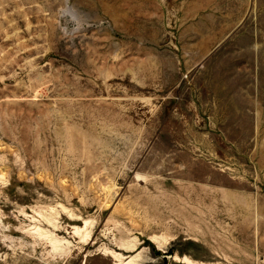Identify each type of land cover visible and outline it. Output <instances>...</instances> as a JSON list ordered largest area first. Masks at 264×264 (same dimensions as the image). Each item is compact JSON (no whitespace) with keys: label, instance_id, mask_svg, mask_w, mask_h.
Returning <instances> with one entry per match:
<instances>
[{"label":"rangeland","instance_id":"obj_1","mask_svg":"<svg viewBox=\"0 0 264 264\" xmlns=\"http://www.w3.org/2000/svg\"><path fill=\"white\" fill-rule=\"evenodd\" d=\"M106 250L264 264V0H0V264Z\"/></svg>","mask_w":264,"mask_h":264},{"label":"bare ground","instance_id":"obj_2","mask_svg":"<svg viewBox=\"0 0 264 264\" xmlns=\"http://www.w3.org/2000/svg\"><path fill=\"white\" fill-rule=\"evenodd\" d=\"M77 219V218H76ZM53 220V219H52ZM51 221V220H50ZM78 229L75 228V233H78ZM40 234V233H39ZM49 234V233H48ZM84 236V235H83ZM45 237V236H44ZM51 238V237H50ZM52 239V238H51ZM83 239V238H82ZM152 242H155L156 244L158 245H161V243H157L156 242V237H151L150 238ZM56 240V239H55ZM87 240V239H86ZM158 240V239H157ZM159 241V240H158ZM67 242V241H66ZM65 244V243H64ZM62 245V244H61ZM120 250H127V252H131L134 250L135 248V244H131L130 242L128 243H121L120 245ZM62 247V246H61ZM53 248L54 249H59V246H58V242L57 241H54L53 243ZM54 251V250H53ZM104 254L106 256H109L111 257L113 260H114V263L113 264H141V260H142V257H141V254L140 253H136L134 255H129L127 257H124L123 253H118L116 251H112V250H106L104 251ZM128 259V260H127ZM127 260V261H126Z\"/></svg>","mask_w":264,"mask_h":264}]
</instances>
